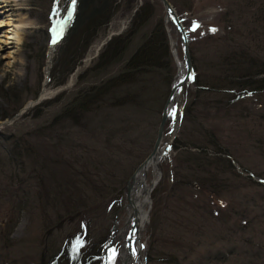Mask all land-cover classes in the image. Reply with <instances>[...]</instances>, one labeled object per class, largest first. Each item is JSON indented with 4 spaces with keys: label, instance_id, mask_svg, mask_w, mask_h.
I'll return each instance as SVG.
<instances>
[{
    "label": "rangeland",
    "instance_id": "374dc122",
    "mask_svg": "<svg viewBox=\"0 0 264 264\" xmlns=\"http://www.w3.org/2000/svg\"><path fill=\"white\" fill-rule=\"evenodd\" d=\"M143 1L137 0V3ZM158 2L153 17L135 34L124 59L141 43L142 35L152 29L157 18H162L168 41L171 40V35L182 60L180 36L174 26L165 21L164 8ZM169 2L182 20L187 37L189 36L198 77L200 71H204L212 60L213 49L228 45L231 36L240 38V43L251 42L248 35L251 27L247 24L250 18L243 12V0ZM71 4L72 0H0V86L10 93L23 91L22 94L26 97L24 106L32 102V106L24 112H28V115L13 121L10 118L0 119V130L25 133L44 123H50L54 115L68 103L72 93L81 87L82 83H78L79 73L90 65L89 61L77 65L65 85L55 87L49 80L44 84L50 45L58 24L69 14ZM130 17L115 16L88 55L94 53L108 31L128 30L131 26ZM73 21L66 33L70 31ZM194 25H197L195 30ZM235 28H240L242 32L238 35ZM257 28L252 43L259 40L264 45V23H260ZM66 35L53 54L51 66ZM240 35L242 36L239 37ZM207 74L208 72L206 78ZM157 86V91L154 92L156 100L149 105L145 115H140L142 120L139 127L133 123L135 116L128 106L125 109L106 108L92 112L87 116L88 120H82L73 128L68 127V120L58 116L57 123L52 128L34 131L26 136L34 153L29 158V168L21 176L27 177V184L24 186L26 200L23 208L14 210L13 215L17 219L8 239L12 247L8 249L2 248L6 240L2 241L5 222L12 216V205L1 198L9 181L7 172L5 174L0 164V264H5L8 257L7 264L38 262L47 241L45 222L52 220L40 213L43 209H37V214L31 212V204L36 195H39L40 173L50 183L53 174V179L57 181L63 179L70 182L76 179L77 189L72 191L75 192L76 200L84 201L85 204L75 213L76 217L67 218L70 220L64 224V228L76 225V220L73 219H85L92 224L94 238L106 232L110 239L114 226L118 227L117 234H120V228L125 225L129 214L125 184L138 164L150 153L160 121L163 105L160 94L164 87L161 83H157ZM35 90H38V96L33 98L31 92ZM195 95L194 85L187 80L175 114L169 115L166 121L168 132L174 124L179 123L169 147L166 149L165 144L161 145L159 172L155 174L151 169L147 173V184L150 181L158 182L150 193V203L145 206L146 211L149 209V219L141 236L145 246L140 252V260H144V264H170L159 258L174 256L178 264H250V261L253 264H264V120L260 119L257 107L249 114L248 109L242 112V106L238 108L241 111H237V106L230 105V110L224 115L223 111L217 112L221 117L208 115L207 105L204 103L213 97L204 95L197 96L201 101L198 98L193 111L197 120L190 117L185 120L182 117L180 120L181 111L194 100ZM15 99L12 97L11 101ZM257 99L256 102L252 101L255 105L260 104ZM6 106L7 103L0 98V113L4 112ZM7 121L9 123L2 125ZM199 124L206 128L215 127L216 132H222L220 143L225 153L214 152L212 143H208L209 140L203 137L204 129ZM168 132L164 133V142L169 139ZM190 134L192 136L189 137ZM174 137L175 141L184 145L179 144L175 149ZM187 139L199 142L201 147L206 146L210 152L199 160L188 162L186 158H189V154L183 153L189 149L185 146ZM8 144L0 142L3 149ZM3 151L0 150V153ZM191 151L196 152L198 149L193 147ZM194 164L199 167H194ZM193 179L206 182L201 188L202 185L198 186L195 181L191 183ZM48 187V190H54L55 185ZM83 194L87 195L80 198ZM11 201H17V196L11 197ZM119 203L122 205L121 209L116 210ZM124 228L126 232L128 227ZM65 232L66 230H61L59 237ZM122 241L115 240L112 245L116 255ZM260 248L261 253L257 252ZM112 250L108 252L106 262L104 257L103 264H122L120 259H109ZM218 251L228 254L229 259L225 262H208L207 258L218 254ZM43 253L44 256L49 254ZM147 257L151 260L148 261Z\"/></svg>",
    "mask_w": 264,
    "mask_h": 264
},
{
    "label": "trees",
    "instance_id": "16d2710c",
    "mask_svg": "<svg viewBox=\"0 0 264 264\" xmlns=\"http://www.w3.org/2000/svg\"><path fill=\"white\" fill-rule=\"evenodd\" d=\"M157 2L158 0H144L138 4L137 0H78V11L72 27L67 33L63 46L58 51L49 71V82H52L55 87L67 83L71 72L78 65L80 59L103 35L104 30L115 16H132L131 26L125 32L108 39L100 48L97 57L79 73L78 83H82L81 87L75 93H72L68 103L54 115L50 123H44L40 127L37 126L25 133L13 132L10 129L0 130V142L3 144L9 143L4 149L0 146V150H4L3 153H0L1 168L5 171V174L7 172L6 177L9 181L1 198L8 200L12 205L10 211L12 216L9 220H6L4 226L2 243L6 240V244L2 245L3 249L12 247L8 239H10V232L17 219L13 215L14 210L23 208L22 205L26 200L24 186L27 184V177L22 178L21 176L24 174L23 171L29 168L31 164L29 158L34 153V149L26 139L27 135L34 133V131L39 132L42 129L52 128L57 123L58 116L68 120V127L73 128L82 120H88L86 118L92 112L106 108L111 110L125 109L128 106L135 116L133 123L138 126L142 120L140 115H145L150 107L149 105L156 100L154 92L157 91V83H161L164 87L163 92L160 94L164 103L176 73V64L171 54L170 41H168L162 18H157L152 29L142 35L141 43L125 58L126 60L124 59L135 34L153 17ZM242 7L243 12H246L250 18L247 24L251 27L248 34L251 42L240 43V38L231 36L229 38L231 42L228 45L225 44L222 47L219 46L213 49L212 60L204 71H200L199 77L188 36L192 61L189 83L194 85L196 95L194 100L183 108V120L188 119L187 117L192 118L194 121L197 120L198 117L193 111H195L194 108L198 98L202 95L213 97L206 103L203 102L207 105L208 113L206 114L208 115L221 117L222 115L219 116L220 111H223L224 115L230 110V105L237 106V111H241L238 108L242 106V112L248 109L247 113L249 114L257 107L260 111L258 113L260 119L264 120V45H261L259 40L255 44L252 43L254 33L258 31L257 26L264 23V0H243ZM235 16L238 17V15ZM234 31L238 35L242 32L240 28H235ZM207 72L208 78H206ZM22 92L10 93L0 86V98L7 103L6 108L3 109L4 112L0 113V119L13 117L24 106L26 97ZM31 94L33 98H36L38 90L32 91ZM12 97L16 98L15 101H11ZM255 99L260 100V104L255 105L252 102ZM217 112L219 113L217 114ZM26 115H28V112L21 117ZM199 125L204 129L203 137L209 140L208 143H212L211 146H213L214 152L217 154L225 153L220 143L222 132H216L215 127L206 128L201 124ZM166 132H168L167 124L165 125ZM175 138L173 140L175 149L179 144L184 145L179 141H175ZM186 142L185 146H188L189 149L187 148L183 153L189 154V158H186L188 162L199 160L200 157H205L210 152L205 145H203L205 147H201L202 144L197 141L187 139ZM193 147L197 148L198 151H191ZM5 153L7 155H3ZM226 156L229 157V155ZM194 167L198 168L199 165L194 164ZM191 169L195 171L193 168ZM53 177L54 174L50 183L47 178L42 177L41 173L39 174V195H36L34 202L31 204L33 214H37V209H43V212L40 213H44L47 219H52L45 222L46 231L44 232H47V235H45L47 241L44 243L41 255L35 264H103L109 241L108 233L105 232L94 238L92 236V224L85 219H73L76 220V225L64 228V224L70 220L67 218L76 217L75 213L85 202L76 200L75 192L72 191V189H77L76 179L66 182L63 179L57 181ZM193 181L196 184L198 183V186L202 185L201 188L206 182L202 179H193L191 183ZM51 184L55 185L54 190H48L50 188L48 186ZM86 195L83 194L80 198ZM13 196H17V201H11ZM86 199L89 200L88 197ZM121 206V203H119L116 210L121 209ZM155 206L156 203H154ZM50 214L52 215L50 216ZM61 230H66V232L62 234V237H59ZM43 252L49 254L44 256ZM257 252L261 253L262 249L260 248ZM159 259L170 264H178V260L174 256H166V258L161 256ZM207 259L208 262L211 260L225 262L229 259V256L222 251H218V254L210 255ZM147 260L150 261L151 259L147 257ZM8 261L9 257L6 263L3 262L7 264ZM250 264H253V262L250 261Z\"/></svg>",
    "mask_w": 264,
    "mask_h": 264
},
{
    "label": "water",
    "instance_id": "95a60500",
    "mask_svg": "<svg viewBox=\"0 0 264 264\" xmlns=\"http://www.w3.org/2000/svg\"><path fill=\"white\" fill-rule=\"evenodd\" d=\"M159 1L164 8L165 21L166 22L169 21L171 24H173V26L176 28V31L179 33L180 47L182 50V60H183L184 66H185V68H184L185 71H184L183 77L180 80L175 81V79H174L172 84H171L169 94H168V96H167V98L163 104V107L161 109L160 121L158 123L157 131H156V137H155V140H154V143H153V146H152L150 153L147 155V157L145 159H143L138 164L135 171L132 173V175L130 176V178L127 180V182L125 184L127 203H128V205H130L132 207L133 210H132L131 219L128 218L125 222V225L120 228V229H123L125 226L128 227V230L126 231V233L123 236V241H122L121 249L119 250V256H118V259H120L122 264H132L133 258L135 261H137V264H144L143 263L144 260H142V261L140 260V252L144 248V242L142 241L141 236L143 234L142 233L143 232V225L145 222L148 221V219H144L143 221L140 220L138 212H137V210L133 204V201L131 200V192H132V188H133L134 184L137 182V177H138L139 173H143V178L144 179L146 178L145 177L146 176V172H145L146 164L154 155H156L160 151L161 145L165 144V142L162 140L163 135H164L165 123H166L169 115L173 114V110L170 107V105H171L170 103H171V101H174L172 99H173V95H174L175 91H178V95L174 101V103H175L174 108H176L177 104L179 102H181V98H182L183 91H184V85L187 82V80L189 79L191 69H192L187 31H186L180 17L178 16L176 10L174 9L173 5L169 2V0H159ZM169 39H171V38H169ZM170 45L172 46L171 40H170ZM171 52H172L173 58L175 60V63L177 65V56L175 54L176 52H175L173 47L171 49ZM177 70H178V68H177ZM48 79H49V71L45 75L44 83H46V81ZM31 106H32V102L31 103L29 102L27 105L24 106V108L21 111L16 113L9 120L13 121L15 118H18ZM7 123H9V121L3 122L2 125H5ZM177 123H179V121ZM177 123L174 124V127L170 130V132L168 134L169 139L167 141L168 143L165 145L166 149L170 145V142H171L170 139L173 137V135H174V133L178 127ZM157 182H158V180L156 182L150 181L148 183L149 184L148 185L149 203H150V193L153 190V188L155 187V185L157 184ZM147 211L149 214V209ZM117 230H118V228L116 226H114L113 233ZM112 240H113V235L111 234L110 239H109V245L105 251V257L107 256L108 252L112 248V245L114 243L113 242L114 240L113 241ZM130 260H131V262H130ZM106 261H107V257L105 259V262Z\"/></svg>",
    "mask_w": 264,
    "mask_h": 264
},
{
    "label": "bare ground",
    "instance_id": "6f19581e",
    "mask_svg": "<svg viewBox=\"0 0 264 264\" xmlns=\"http://www.w3.org/2000/svg\"><path fill=\"white\" fill-rule=\"evenodd\" d=\"M76 3L77 0H75V3H73L72 0V4H71V9L69 11V14L63 19L62 22H60L57 26L56 29V33H55V37L58 38L55 39V42H52L49 48V52H48V56H47V66H46V73L50 70V66H51V62H52V58H53V54L55 52V50L57 49V47L59 46V44L61 43L63 37L65 36V33L67 31V29L69 28L71 21L73 20L74 17V13H75V8H76ZM173 25V24H172ZM171 41H172V47L175 50V54L177 56V44L175 42L174 39H172V36L170 35ZM177 75L175 77V81L180 80L183 75H184V71H185V66L183 61L179 58V56H177ZM178 95V91H175L174 95H173V99L175 101L176 97ZM174 101H171V109L173 110V113L175 112V108H174ZM173 107V108H172ZM164 138V135H163ZM162 138V140H163ZM160 152V151H159ZM157 153L156 155H154L146 164L145 167V172H146V178H147V173L149 170L153 169L155 174H158L159 172V168H158V162H159V158L161 156L160 153ZM143 178V173H139L138 177H137V182L134 184L133 188H132V192H131V200L133 201V204L138 212V215L140 217V220L143 221L144 219H149V214L148 211L145 210V206L148 204L149 202V196H148V184L146 183L147 179ZM156 182V181H154ZM128 209H129V214H128V218L131 219L132 216V207L130 205H127ZM148 224V221L144 223L143 225V230L145 225ZM117 227V226H116ZM118 228V227H117ZM124 229H120V234H117V231H115L112 235H113V240L117 241L119 239L123 240V236L126 232H124ZM143 233V232H142ZM112 240V241H113ZM113 241V242H114ZM137 244V243H136ZM120 249H121V245H120ZM117 256V255H116ZM133 262L132 264H137V261L134 260V258L132 259ZM131 262V260H130Z\"/></svg>",
    "mask_w": 264,
    "mask_h": 264
},
{
    "label": "snow or ice",
    "instance_id": "6c2138e0",
    "mask_svg": "<svg viewBox=\"0 0 264 264\" xmlns=\"http://www.w3.org/2000/svg\"><path fill=\"white\" fill-rule=\"evenodd\" d=\"M73 3H75V0H73ZM195 27H197V25H194V29L193 30H195ZM213 31H215V30H213ZM58 35L59 34H57V37L54 38L53 42H55V39L58 38ZM173 114H175V113H173ZM115 258H116V250L113 249L112 250V253H111V256L109 257V259L110 260H115Z\"/></svg>",
    "mask_w": 264,
    "mask_h": 264
}]
</instances>
